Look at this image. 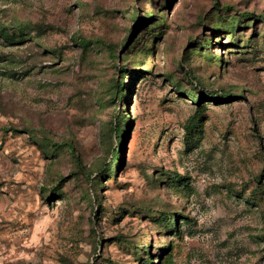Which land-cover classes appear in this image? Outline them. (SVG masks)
I'll return each mask as SVG.
<instances>
[{"label":"rangeland","instance_id":"374dc122","mask_svg":"<svg viewBox=\"0 0 264 264\" xmlns=\"http://www.w3.org/2000/svg\"><path fill=\"white\" fill-rule=\"evenodd\" d=\"M261 16L0 0V264H264Z\"/></svg>","mask_w":264,"mask_h":264},{"label":"trees","instance_id":"16d2710c","mask_svg":"<svg viewBox=\"0 0 264 264\" xmlns=\"http://www.w3.org/2000/svg\"><path fill=\"white\" fill-rule=\"evenodd\" d=\"M227 8H229L231 11H233L234 9H232V7H227ZM148 17V18H147ZM253 18V19H251V20H254V17H253V15H252V13H245V14H243V15H239L238 16V18L240 19V20H245L246 18ZM152 18V13H149V14H147V15H145V18H143V19H141V22H138V24L136 25V26H133V30L135 31V29L138 27V26H140V25H144V23H146L147 22V20L148 19H151ZM263 21V23H264V18H263V16H261L260 17ZM224 22H226V20H224ZM1 27V26H0ZM234 27H238V26H234V24L233 25H231V26H229L228 28H229V30H232ZM0 30H3V27H1L0 28ZM18 32H21V29H19V31ZM90 43H91V41L90 40H83V39H79V44H80V46L81 47H83V48H87L89 45H90ZM208 44V42H205V43H203V45H207ZM116 86V91H115V94L116 93H118L119 92V90H122V86L121 85H119V84H116L115 85ZM123 91V90H122ZM210 98H212L211 97V95H208ZM207 96V97H208ZM208 97V98H209ZM225 98H228V96L226 95L225 96ZM112 135H114V137H116V138H118V141H119V149H121V151H116L114 148H110V151H111V153H113L112 154V160H113V162L114 161H117V162H119V164H121L122 162H123V147H122V138L123 139H125L124 137H126L125 136V134L127 133L128 134V129L127 130H122V126L121 125H119V124H116V125H112ZM47 146H53L54 147V149L55 150H59L60 148H62V147H66L70 152L71 151H73V147L71 146V145H69V144H63L61 147L60 146H58V145H55V144H50L49 143V141H42V147H43V149H47ZM105 167H102L101 169H99L100 170V172H102V171H104V170H102V169H104ZM173 182H175L176 184H177V186H178V184L182 181V179H178L177 181H175V179L174 180H172ZM174 229L173 230H170V228H169V231L170 232H177L178 231V225H177V223L175 222L174 223Z\"/></svg>","mask_w":264,"mask_h":264}]
</instances>
